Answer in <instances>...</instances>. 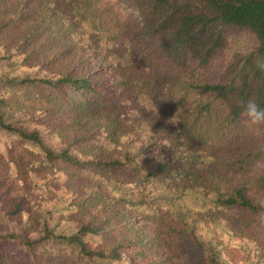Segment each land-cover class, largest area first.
<instances>
[{
  "label": "trees",
  "instance_id": "trees-1",
  "mask_svg": "<svg viewBox=\"0 0 264 264\" xmlns=\"http://www.w3.org/2000/svg\"><path fill=\"white\" fill-rule=\"evenodd\" d=\"M249 99L264 0H0V264H264Z\"/></svg>",
  "mask_w": 264,
  "mask_h": 264
},
{
  "label": "clouds",
  "instance_id": "clouds-1",
  "mask_svg": "<svg viewBox=\"0 0 264 264\" xmlns=\"http://www.w3.org/2000/svg\"><path fill=\"white\" fill-rule=\"evenodd\" d=\"M244 115L247 117V121L249 124L253 126H261L264 125V108H261L255 99H249L247 104L245 105ZM168 123L175 124L177 120L175 117L170 119ZM163 145H167L165 141ZM158 160H161L159 155V151L156 153ZM261 219H264V211L259 213Z\"/></svg>",
  "mask_w": 264,
  "mask_h": 264
},
{
  "label": "rangeland",
  "instance_id": "rangeland-1",
  "mask_svg": "<svg viewBox=\"0 0 264 264\" xmlns=\"http://www.w3.org/2000/svg\"><path fill=\"white\" fill-rule=\"evenodd\" d=\"M116 1L119 2L121 0H116ZM128 15L137 19V15L132 13V12H129ZM254 44H255L254 39H252L249 36H246L243 38L236 39L235 42L232 43V49L233 50L248 51V50L252 49ZM142 226H145L146 228L149 227L148 224H142ZM159 262H160V264H162V263L178 264L177 259L173 258L172 255H169L167 253H164V254L159 256Z\"/></svg>",
  "mask_w": 264,
  "mask_h": 264
}]
</instances>
